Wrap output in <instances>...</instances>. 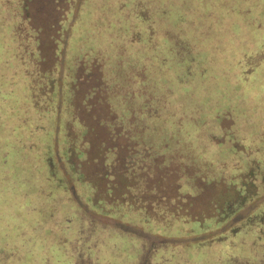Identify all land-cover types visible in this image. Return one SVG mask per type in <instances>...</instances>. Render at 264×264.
Masks as SVG:
<instances>
[{
  "label": "rangeland",
  "instance_id": "1",
  "mask_svg": "<svg viewBox=\"0 0 264 264\" xmlns=\"http://www.w3.org/2000/svg\"><path fill=\"white\" fill-rule=\"evenodd\" d=\"M163 105L169 142L153 137ZM37 110L56 113L45 131L59 118L77 131L81 153L65 162L56 132L22 131ZM175 145L205 168L180 165ZM6 154L3 264H264V0H0ZM71 172L105 200H130V186L220 224L149 235L93 212Z\"/></svg>",
  "mask_w": 264,
  "mask_h": 264
},
{
  "label": "trees",
  "instance_id": "2",
  "mask_svg": "<svg viewBox=\"0 0 264 264\" xmlns=\"http://www.w3.org/2000/svg\"><path fill=\"white\" fill-rule=\"evenodd\" d=\"M184 61L186 62V60ZM180 68H181L180 70L183 71L182 65ZM185 74H189V73H185ZM161 109H163L160 110L162 112L160 113L158 112V116L155 115L153 117L155 118V122H156V124H154V127L157 129V135H153V137L156 136L158 140L164 141L167 138L170 139L171 131L166 129V119L163 116L164 115L163 111L165 112L167 108L164 110V105H163ZM40 113L42 114L41 118L39 116ZM26 115L27 114L23 112L22 116H26ZM48 115L52 116L53 121L55 120L54 118L56 117V113L53 110H51V112H47L43 110L34 111L33 115L28 119L29 123L24 125H19V127H21V130L22 129L24 130V129H31L33 126H37L38 129L36 136L41 134L42 131L44 133L49 132V135L50 133L52 134L51 140L54 139L56 132L58 137L56 142L59 153L63 156L64 158L63 160L67 162V159H69L73 155L81 153V150H79L80 149L79 145L81 143L82 138L79 136L77 131H74L69 134L64 133L66 132V128H64L62 118H59L58 122H56L57 126L56 123L53 122L52 126L54 127L52 129L48 127V129L45 131V126H47L48 123H46L44 117L45 116L48 117ZM30 121H35L37 125L30 123ZM55 127H57V130L55 129ZM29 138L32 139L31 135L29 136ZM168 139L165 142L167 141L169 142ZM170 147H172V145ZM48 148H50V146H48ZM177 148L178 147L175 145L174 149ZM46 149L47 147L45 148V150ZM178 149L176 150L177 152L176 159L180 163V165L183 164V162H188L189 166L192 165L197 172L199 171V169L203 170V168H205V166L203 167L204 163L203 160L201 159V156L199 158L191 157L190 160L188 159L186 160V158H184L185 151H183L182 149L179 150ZM67 151H69L72 154H67ZM44 153L45 151L43 152L42 157L43 155L44 156L46 155V153L45 154ZM31 158L33 157L31 156L28 158V160L26 161L27 164H31L30 163ZM13 159L11 157V160L13 161H11L10 164L12 165L16 162L14 157ZM44 161L47 162V164H49V160L47 156L46 158H44ZM42 162H43V158H42ZM7 163H9L7 154L2 157L0 156V174L5 173L4 168H6ZM247 163L248 162H245L246 165ZM210 166L211 165H208L206 171H204V173L207 175L210 173ZM28 169H29V165L26 166L25 171L27 172L23 174L27 175L30 173L34 177L35 175L34 168H31L30 170ZM9 170L11 173H13L12 166ZM71 173L73 176L72 179L73 186L76 192L84 201H86V203L89 205V207L93 212H95L97 215L105 217L106 219L119 221L125 225L131 226L149 235H153L157 237H177L181 235L182 236L196 235L199 233H203L209 229H213L215 228V226L220 224V222L217 219L212 217L213 218L212 221H207V222L201 221L200 226H196L195 224H193V220L198 218L197 216L191 217L188 214L176 212L174 209L167 207V205H160L159 202H151L149 204L146 201L141 202L140 201L141 197H137L133 192L134 188L130 186L126 187V190H128L127 193L124 192V197L127 196V194H130L131 196L130 200L127 198L120 199L117 196L109 198L110 201L105 200L103 198L98 197L97 189L91 180L78 177L77 176L78 174L76 172H71ZM3 179H7V174L6 177H3ZM12 179L15 180L14 174L12 176ZM38 180L39 178L35 182H38ZM39 188L40 189H38V191L43 190L41 187ZM180 188L183 189L185 192L188 190H192L189 183L186 182L184 179L180 181ZM114 190L119 192L120 189H117L115 184L112 187H110L109 190L107 189L110 196L113 195L112 192H114ZM0 264H3L2 261H0Z\"/></svg>",
  "mask_w": 264,
  "mask_h": 264
}]
</instances>
